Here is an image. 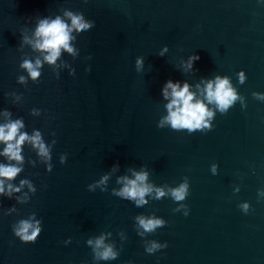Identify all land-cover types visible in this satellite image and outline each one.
<instances>
[{
    "label": "water",
    "instance_id": "95a60500",
    "mask_svg": "<svg viewBox=\"0 0 264 264\" xmlns=\"http://www.w3.org/2000/svg\"><path fill=\"white\" fill-rule=\"evenodd\" d=\"M66 12L94 26L48 64L36 29L70 25ZM37 59L32 80L21 64ZM218 76L237 97L225 111L206 98ZM169 80L212 113L199 129L165 122ZM17 119L50 159L28 142L22 163L0 154L22 169L0 178V264H264V0H0V125ZM141 172L137 205L118 193ZM140 217L163 225L146 232ZM29 218L42 227L25 243L13 229ZM101 237L115 259L98 258Z\"/></svg>",
    "mask_w": 264,
    "mask_h": 264
},
{
    "label": "clouds",
    "instance_id": "9594fccd",
    "mask_svg": "<svg viewBox=\"0 0 264 264\" xmlns=\"http://www.w3.org/2000/svg\"><path fill=\"white\" fill-rule=\"evenodd\" d=\"M65 15L71 21L70 25L65 23L60 17L54 20H43L38 25L35 36L36 40L33 44L34 49L46 53L43 59L48 64H55L56 60L61 55V50H64L70 54L75 52V49L71 46L70 41L73 39L71 33L84 32L91 29L94 26V22L86 21L82 14L77 15L72 12H66ZM163 55V53H160ZM198 55L189 58L190 64L199 60ZM143 59L138 58L136 60L137 69L142 66ZM42 62L37 59L35 63L30 60H24L21 67L27 72L28 77L32 80H36L40 77V68ZM20 83H26L24 76L19 77ZM241 82H243V74H241ZM169 89L171 91L169 92ZM206 98L209 103L213 101L219 106L221 111H225L233 101L237 99L236 94L230 86L229 80L225 77L221 79L216 77L215 81H209L206 85ZM163 95L165 98L171 96V102L167 105L169 115L166 117V121L171 124L172 128L180 129L186 128L189 131L199 129L205 120L206 116H211L212 113L208 111L205 104L201 101L193 103L194 94L189 92L188 84H184L181 88L179 83H173L171 80L167 81L163 88ZM9 114L6 112L5 116ZM207 127V125H205ZM24 127L22 120L17 119L15 121H9L3 125H0V142H3L6 146L3 153H0L7 157L9 161H16L22 163L23 157L21 155V146L28 142L34 148L38 149V154L45 159H50L49 149L41 140L40 134L37 132L32 136L27 133L20 132V129ZM63 162V161H62ZM22 169L12 164L3 165L0 164V178L12 180ZM135 179H128L127 177L121 178L124 181V186L118 193V195L133 199L137 205L145 203L144 196L150 191V188L144 184L147 179L146 173H134ZM3 179H0V192L4 191ZM107 177L104 178L106 180ZM103 182V181H101ZM25 181H21V186ZM9 187V194L11 191H19V189H13L11 185ZM31 189V186H30ZM187 193V185H181L179 188L174 189L172 192L173 197L177 201H181L185 198ZM158 193L157 195H162ZM246 208V206H245ZM140 226L146 232H152L157 227L163 225V221L159 219H146L143 217L138 218ZM41 221L29 218L20 220L17 225L14 226V233L21 241L34 242L41 232ZM89 244L93 241L89 240ZM96 248H103L102 251L97 253L98 258L109 260L115 259L116 253L110 246H104L103 237L95 241ZM158 245L153 243L152 247L148 249L152 252Z\"/></svg>",
    "mask_w": 264,
    "mask_h": 264
}]
</instances>
